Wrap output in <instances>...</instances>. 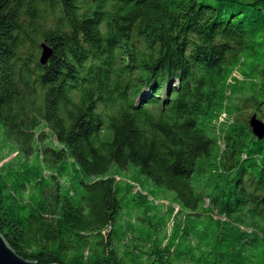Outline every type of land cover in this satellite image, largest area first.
<instances>
[{
	"label": "trees",
	"instance_id": "obj_1",
	"mask_svg": "<svg viewBox=\"0 0 264 264\" xmlns=\"http://www.w3.org/2000/svg\"><path fill=\"white\" fill-rule=\"evenodd\" d=\"M249 110L264 0H0V232L39 264H264Z\"/></svg>",
	"mask_w": 264,
	"mask_h": 264
},
{
	"label": "water",
	"instance_id": "obj_2",
	"mask_svg": "<svg viewBox=\"0 0 264 264\" xmlns=\"http://www.w3.org/2000/svg\"><path fill=\"white\" fill-rule=\"evenodd\" d=\"M42 54L40 63L45 66L53 55V50L46 44L42 43ZM249 125L253 134L258 138L264 137V121L257 114L249 119ZM0 264H39L36 261L26 260L21 257L14 248L7 242L6 238L0 232Z\"/></svg>",
	"mask_w": 264,
	"mask_h": 264
},
{
	"label": "rangeland",
	"instance_id": "obj_3",
	"mask_svg": "<svg viewBox=\"0 0 264 264\" xmlns=\"http://www.w3.org/2000/svg\"><path fill=\"white\" fill-rule=\"evenodd\" d=\"M254 115L253 111L249 110L245 113L244 117L242 118L244 121L246 120H249L250 117H252ZM10 159H12V157H9L8 159H6L5 161H3V163H6L8 161H10ZM1 163V164H3Z\"/></svg>",
	"mask_w": 264,
	"mask_h": 264
}]
</instances>
